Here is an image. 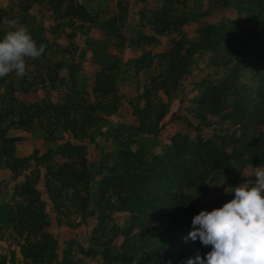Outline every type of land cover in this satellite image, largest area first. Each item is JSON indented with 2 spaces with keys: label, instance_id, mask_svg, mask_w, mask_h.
Listing matches in <instances>:
<instances>
[{
  "label": "rangeland",
  "instance_id": "1",
  "mask_svg": "<svg viewBox=\"0 0 264 264\" xmlns=\"http://www.w3.org/2000/svg\"><path fill=\"white\" fill-rule=\"evenodd\" d=\"M77 2L98 13L102 21L121 15L117 0H42L39 4L0 0L6 19L18 20L27 12L34 13L31 28L56 45L40 58L29 60L24 77L13 73L0 78V218H7V222L0 219V264H104L101 245L111 240L110 247H117L122 242L119 229L130 220L129 212L115 208L120 199L115 192L111 195V189L108 207L102 213L96 209L100 182L121 161L132 164L131 172L142 177L147 172L154 180L163 174L170 177L167 181L151 180L149 186L155 184L156 193L167 190L171 194L161 214L166 218L169 211L179 210L186 222L180 225L185 232L173 244L168 263L162 258L154 262L186 264L179 254L187 257V250L199 241L184 239L193 230V217L202 210L222 207L234 198L227 188L254 182L256 178L248 175L254 167L264 166V162L253 165L245 149L223 145L242 136V122L236 117L238 106L243 105L238 93L239 97L244 93L235 88L218 99L213 93L201 103L205 90L232 80L231 68L213 65L210 53H196L194 63L179 78L169 75L164 56L179 35H157L148 25L157 17L154 14L162 0H122V16L112 34L110 29L94 26L81 30L75 20L68 26L71 6ZM186 3L182 14L189 21L182 30L189 38L204 24L225 23L231 32L239 33L250 24L244 14L233 8H213L209 0ZM189 11L207 16L192 17ZM120 24L123 27H118ZM141 24L146 27L140 28ZM70 36L74 37L71 47ZM219 58L221 64L223 55ZM69 60L79 64L74 78L67 77V67L55 77L54 67ZM113 64L115 68L108 70ZM258 80L252 69L246 68L231 84L239 89L250 86L257 102L264 96ZM164 81L167 87H160ZM57 107L69 110V120L81 124L82 129L74 134L67 131L55 117ZM259 108L261 122L264 103ZM25 121L31 125H24ZM255 124L257 130H264L263 123ZM184 145L189 150L173 162L171 158ZM221 150L236 152L239 163L231 178L212 167ZM40 240L48 244L45 261L26 260L21 247Z\"/></svg>",
  "mask_w": 264,
  "mask_h": 264
},
{
  "label": "trees",
  "instance_id": "2",
  "mask_svg": "<svg viewBox=\"0 0 264 264\" xmlns=\"http://www.w3.org/2000/svg\"><path fill=\"white\" fill-rule=\"evenodd\" d=\"M33 1L39 4L42 0ZM209 1L213 5V8H233L241 14H244L250 23L249 26L239 33L231 32L225 23L218 25L204 24L196 29L193 38H189L182 30V27L189 21V18L182 14L185 13L184 7L187 9L186 0H162L163 5L154 14L157 17H155L154 21H149L148 25L153 27L152 29L157 35H179V38L174 42V47L164 56L168 60L169 75L173 73L177 78L183 75L185 68L191 66L194 60H196L193 58L196 53L199 56H202L203 53H210L212 55L213 65H217V67L221 65L222 69L231 68L229 76L232 77V80H229L230 82H224V86L219 88L215 87V90H205L204 97L202 96L201 98V103L203 104L205 97H211L213 93H217V96L215 94L213 95L216 99H218V95L235 88L239 92L242 91L244 93V96L239 97L238 93V98L236 97L244 105L238 106L239 115L236 117V121L242 122V136L237 140L230 138L228 139V143L223 145L227 144L237 148L239 147L240 150L245 149V151L250 153V162L253 165H260L264 162V130H257L258 128L256 126L258 124H255V122L258 121L264 125L263 119L260 122L261 115L259 114L261 112L259 107L264 103V96L262 94V97L257 102H254L251 96L252 88L250 86H242L239 89L236 84H231V81L235 82V80L241 77L246 68H251L254 74L258 76L260 90H264V0ZM140 2L145 3L146 0H140ZM121 3L122 0H117V7H121L119 9L121 15L118 18L113 17V19L102 21L98 13L90 11L88 6L83 2H77L75 6H71L73 15L71 19H68V26L74 25L73 20H75L81 30L94 26L97 29H110L108 32L112 34L115 32L117 21L119 22V18L122 16ZM180 5L182 6L180 7ZM60 6V4L56 5L58 10ZM188 13L192 17L207 16L206 13L202 14L201 12H196L195 14L189 11ZM24 16L21 19L19 18L18 21L28 29L37 44H45L46 52L54 50V47H56L54 45L55 43L40 38L39 34L37 32L35 33L33 28H31L35 24L34 13L27 12ZM124 16L126 17V14ZM7 17L6 13L0 10V38L4 34L1 26L4 25ZM118 27H123V24L118 25ZM144 27L146 26L143 24L140 25V28ZM105 37L107 40L106 35ZM73 38V36H70V47L74 44L72 43ZM136 45L140 44L138 43ZM220 54L223 55L221 64L219 62ZM82 56H86V53H82ZM93 62L97 63L95 59ZM77 66L79 64L73 60H69L68 64L60 62L54 67V76L57 77L56 74L58 71L67 67V77L72 80L77 71ZM114 68L115 64L110 65L108 70ZM48 69L50 70V68ZM173 81L175 84L177 80L174 79ZM51 82L55 83V81ZM166 83L164 81L159 85L160 87H167ZM205 83L209 84L210 82L206 81ZM214 112H216L215 109ZM69 113V110L65 109V107H57L55 109L56 119L61 120L66 130L74 134L77 129H82L83 126L78 123H72L69 120ZM23 123L24 125H31L29 121ZM48 138L50 140L54 139L50 135ZM188 150L189 148L186 145L182 146L181 150L171 160L173 159V162H178ZM219 154L216 159H213L212 167L215 170L222 171L226 177L231 178L234 167L238 166L239 163L238 158L235 157L236 152L226 153L224 150H221ZM131 168L132 164L127 161L116 163L115 166L107 171L108 178L100 182L99 185L100 198L97 199L96 209L100 213L108 207L107 196L110 189L111 195H114L115 192L120 199L119 206L115 208L130 213L129 222L125 227L119 229L118 232L122 235V242L117 247L115 246V248L110 247L111 240L101 245V255L104 264H156L154 260L158 258H162L164 263H168L173 244L184 236L185 231L180 227L182 224L181 221H184V224L186 222L182 218L183 215L179 210L169 211L171 214L164 218L161 214V209L163 207L165 208L167 205L166 200H169L168 197L171 194L169 195L167 190L163 193H156L158 189H156L155 184H153L154 187L149 186L151 180H154V178L149 176V172L142 177L137 172L132 173ZM169 178L163 174L161 178L154 181H167ZM6 213L8 212H2L1 214ZM145 216V220L141 221ZM148 217H151L152 220H148ZM0 219L7 222L6 216ZM209 248L205 247L199 241L193 242L190 250H187L189 253L187 257L186 253H182L179 254V258L184 261L189 258H194L197 255L205 256L209 252ZM20 252L26 260L32 263H43L48 255L47 241L40 240L24 245L21 247Z\"/></svg>",
  "mask_w": 264,
  "mask_h": 264
},
{
  "label": "clouds",
  "instance_id": "3",
  "mask_svg": "<svg viewBox=\"0 0 264 264\" xmlns=\"http://www.w3.org/2000/svg\"><path fill=\"white\" fill-rule=\"evenodd\" d=\"M4 24L0 78L13 73L22 78L27 74L28 61L40 58L46 45H38L18 20L5 19ZM248 176H254L255 181L226 189L234 193L233 199L193 217V230L185 242L199 239L211 251L189 258L186 264H264V166L254 167Z\"/></svg>",
  "mask_w": 264,
  "mask_h": 264
}]
</instances>
